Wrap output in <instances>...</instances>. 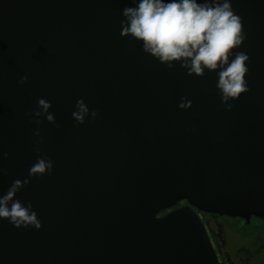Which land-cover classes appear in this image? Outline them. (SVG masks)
Here are the masks:
<instances>
[{
  "label": "water",
  "instance_id": "1",
  "mask_svg": "<svg viewBox=\"0 0 264 264\" xmlns=\"http://www.w3.org/2000/svg\"><path fill=\"white\" fill-rule=\"evenodd\" d=\"M137 2L0 0V196L30 179L15 199L42 222L0 220V264H225L202 212L264 217V0H232L250 90L231 111L216 72L121 37ZM39 98L55 124L28 115ZM79 99L96 119L77 124ZM37 147L52 175L29 177Z\"/></svg>",
  "mask_w": 264,
  "mask_h": 264
},
{
  "label": "clouds",
  "instance_id": "2",
  "mask_svg": "<svg viewBox=\"0 0 264 264\" xmlns=\"http://www.w3.org/2000/svg\"><path fill=\"white\" fill-rule=\"evenodd\" d=\"M121 21V37H131L142 42L143 52L157 59L169 69L179 63L188 76L204 77L207 72H216L221 102L226 111H231L230 101L238 100L250 89L245 79L249 68L246 52L240 48L246 34L242 18L232 8V0H138L135 7H126ZM28 77L18 81L24 84ZM51 103L38 99V110L28 113L35 117L37 125L44 117L55 124V117L49 112ZM181 109L192 107V101L182 98ZM72 118L77 124H84L87 117L96 119L98 112L90 111L83 99L76 101ZM58 126V125H57ZM40 137L39 129L34 133ZM40 141H37V144ZM37 160L29 169V177L52 175L53 162L36 149ZM0 168V175L3 174ZM30 179H16L6 194L0 196V220H7L15 228H42L38 214L31 202L25 206L16 194L30 183Z\"/></svg>",
  "mask_w": 264,
  "mask_h": 264
},
{
  "label": "flooded vegetation",
  "instance_id": "3",
  "mask_svg": "<svg viewBox=\"0 0 264 264\" xmlns=\"http://www.w3.org/2000/svg\"><path fill=\"white\" fill-rule=\"evenodd\" d=\"M183 203L185 202L179 203L177 206ZM202 215L212 229L225 264H264V235L252 241L250 245L236 247L230 252L229 239L227 238L222 222L219 220V217L223 216L207 212H202ZM220 227H223L222 233L219 232Z\"/></svg>",
  "mask_w": 264,
  "mask_h": 264
},
{
  "label": "rangeland",
  "instance_id": "4",
  "mask_svg": "<svg viewBox=\"0 0 264 264\" xmlns=\"http://www.w3.org/2000/svg\"><path fill=\"white\" fill-rule=\"evenodd\" d=\"M219 220L229 239L230 252L236 247L248 246L252 241L264 235V220L261 217L254 216L250 220H245L240 217L223 216L219 217ZM222 228L220 227V233H222Z\"/></svg>",
  "mask_w": 264,
  "mask_h": 264
},
{
  "label": "trees",
  "instance_id": "5",
  "mask_svg": "<svg viewBox=\"0 0 264 264\" xmlns=\"http://www.w3.org/2000/svg\"><path fill=\"white\" fill-rule=\"evenodd\" d=\"M263 220H264V218H262ZM235 258H237L236 256H235Z\"/></svg>",
  "mask_w": 264,
  "mask_h": 264
}]
</instances>
